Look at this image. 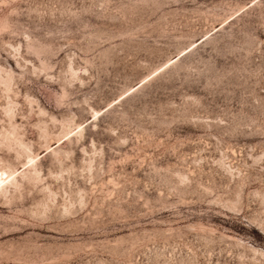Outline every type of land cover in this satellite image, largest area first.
<instances>
[{"label":"rangeland","instance_id":"374dc122","mask_svg":"<svg viewBox=\"0 0 264 264\" xmlns=\"http://www.w3.org/2000/svg\"><path fill=\"white\" fill-rule=\"evenodd\" d=\"M0 170V264H264V0H0Z\"/></svg>","mask_w":264,"mask_h":264},{"label":"bare ground","instance_id":"6f19581e","mask_svg":"<svg viewBox=\"0 0 264 264\" xmlns=\"http://www.w3.org/2000/svg\"><path fill=\"white\" fill-rule=\"evenodd\" d=\"M0 171H1V170H0ZM5 173H6V172H5ZM9 173H10V172H9ZM12 174H13V173H12ZM5 175H6V174H5ZM5 175L2 176V173L0 172V186H1V183L4 182L5 179L8 177V176H5ZM7 175H8V174H7ZM10 179H11V178H10ZM10 179H9V180H10ZM12 179H14V178H12ZM9 180H8V181H9ZM5 182H6V181H5ZM4 184H5V183H3V185H4ZM1 188H2V187H1Z\"/></svg>","mask_w":264,"mask_h":264}]
</instances>
